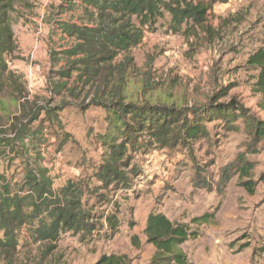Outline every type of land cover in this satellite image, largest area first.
<instances>
[{"label":"rangeland","instance_id":"rangeland-1","mask_svg":"<svg viewBox=\"0 0 264 264\" xmlns=\"http://www.w3.org/2000/svg\"><path fill=\"white\" fill-rule=\"evenodd\" d=\"M30 3V10L19 6L14 18L18 58L9 67L23 77L39 111L29 128L42 129L43 145L32 156L40 153L54 189L67 181L82 183V202L95 215L117 209L119 227L112 234L105 226L91 236L62 234L49 254L24 228L16 264H94L111 254L126 256L129 264H148L155 250L143 230L152 212L188 226L192 234L181 250L192 264H264V139L255 142L251 126L264 123V97L254 87L257 72L247 64L264 47V0L218 2L202 29L181 34L170 30L164 14L144 32L133 50L137 70L128 77L124 101L130 109L158 113L143 128L133 114L86 107L84 94H50L48 76L59 66H51L49 50L66 47L59 25H80L82 12L78 6L62 9L63 0ZM216 106L233 112L232 122L212 112ZM195 122L203 133L182 143L183 129ZM113 149L125 153L128 168L123 178L105 184L100 169ZM252 149L256 153L248 154ZM239 154L254 165L252 193L237 174L225 187L217 185L220 169ZM6 165V175L19 181L21 162L1 159L0 172ZM204 215L208 222L196 221Z\"/></svg>","mask_w":264,"mask_h":264},{"label":"trees","instance_id":"trees-1","mask_svg":"<svg viewBox=\"0 0 264 264\" xmlns=\"http://www.w3.org/2000/svg\"><path fill=\"white\" fill-rule=\"evenodd\" d=\"M31 1L0 0V161L4 159L7 164H13L19 160L23 167L19 181L6 175L7 165L0 172V264H16L18 237L24 228L28 229L33 243L47 245L46 253L49 254L56 249L62 234L72 232L91 236L104 226L112 234L119 227L117 209L110 214L95 215L82 202L85 194L82 183L67 181L54 189L40 153L32 156L31 151L43 145L42 129L33 131L29 128L37 120L39 111L29 100L23 77L9 67L10 61L18 58L14 18L19 6L30 10ZM225 1L63 0L66 6L61 5L62 9L73 10L78 6L82 17H79L80 25L66 22L59 25L67 43L61 51L49 50L51 66H59L53 76H48L50 94L64 96L62 92H67L74 98L84 94L81 103L86 107L111 110L114 115L133 114L135 125L148 127L150 118L158 113L146 109L139 111L135 107L130 109L131 106L124 103L128 77L137 70L133 50L141 44L144 32L164 14L169 17L170 30L181 34L202 29L214 4ZM247 64L257 72L254 87L264 97V47L249 56ZM52 77L58 81L51 83ZM69 82H72L71 87H68ZM4 102H11V105L4 107ZM61 102L65 103L64 99ZM212 112L232 122L230 118L234 113H229L227 107L216 106ZM159 120L163 123V118ZM251 126L253 140L264 139V123L257 121ZM202 128L196 122L190 123L183 129L180 141L191 143L203 133ZM248 152L253 154L256 150ZM124 160L125 153L115 149L109 152L100 169L106 178L105 184L122 177L123 168H128ZM253 169L254 165L246 155L239 154L220 169L217 185L225 187L237 174L239 179H245L242 186L252 193ZM203 183L207 184V181ZM209 219L204 215L196 221L206 223ZM143 233L146 242L155 250L148 264H192L181 250L192 234L186 224L152 212L147 216ZM94 264H129V260L124 255H102Z\"/></svg>","mask_w":264,"mask_h":264}]
</instances>
